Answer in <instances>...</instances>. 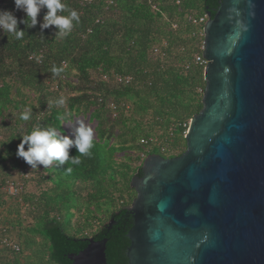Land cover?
Here are the masks:
<instances>
[{
  "label": "trees",
  "instance_id": "trees-1",
  "mask_svg": "<svg viewBox=\"0 0 264 264\" xmlns=\"http://www.w3.org/2000/svg\"><path fill=\"white\" fill-rule=\"evenodd\" d=\"M218 1L91 0L80 4L62 0L68 10L80 15V23L67 37H55V26L42 33L39 23L28 28L30 19L18 24L24 30L22 39L0 30V188L14 172L24 173L30 167L16 156V150L19 135L30 132L35 124L60 127L69 135L62 119L69 112L73 120L83 117L95 130L91 155L81 157L82 163L58 166L54 162L41 171V181L48 188L40 194L43 204L36 208L38 224L27 229L40 237V248L32 256L24 255L37 242L33 244L31 235L20 234L18 252L0 243V264H71L68 255L84 249L87 238L108 240L106 264H128L126 234L133 218L125 207L135 197L130 181L141 175V166L132 168V159L124 156L118 162L116 156L134 151L143 161L142 155L174 157L185 151L184 136L190 120L202 109L205 87L204 67L192 62L203 40L192 20L216 8ZM0 9L13 11L18 20L26 18L23 11L15 10L13 0H0ZM46 11H41L38 21ZM62 14L67 15V10ZM53 67L63 71L56 75ZM116 76L130 81L117 83ZM63 87L69 92L62 94ZM61 96L66 103L57 106L54 102ZM25 107L33 110L26 122L19 119ZM158 138L164 152L155 141L148 147L140 143ZM70 155H79L75 147ZM67 167H72L71 173L65 171ZM24 178L20 175L23 184ZM22 191L23 186L18 193ZM49 196L61 200L63 208L49 202ZM88 199L99 209L105 200L111 207L118 202L116 210L108 212L109 221L116 222L111 229L103 224L92 236L85 235L84 230L98 221L85 213L83 224L87 225L82 233L72 225L66 227L65 214L71 213L72 224L75 212L83 213ZM3 203L0 196V210ZM0 228L6 230L0 238H10L1 222ZM2 251L10 252L12 259H4Z\"/></svg>",
  "mask_w": 264,
  "mask_h": 264
},
{
  "label": "water",
  "instance_id": "water-1",
  "mask_svg": "<svg viewBox=\"0 0 264 264\" xmlns=\"http://www.w3.org/2000/svg\"><path fill=\"white\" fill-rule=\"evenodd\" d=\"M206 10L202 109L185 151L130 181L128 264H264V0ZM85 241L71 264H106L108 240Z\"/></svg>",
  "mask_w": 264,
  "mask_h": 264
},
{
  "label": "clouds",
  "instance_id": "clouds-1",
  "mask_svg": "<svg viewBox=\"0 0 264 264\" xmlns=\"http://www.w3.org/2000/svg\"><path fill=\"white\" fill-rule=\"evenodd\" d=\"M13 3L15 10L23 11L26 18L18 20L13 11L0 9V30L14 34L18 40L24 36V30H21L18 24H25V21L29 19L28 28H33L39 23L42 33L44 29L55 26V37L61 38L67 37L72 32L74 25L80 23L79 13L76 10H68L67 5L62 0H13ZM44 9L47 10L46 14L42 21H38V15ZM66 10L68 14H62ZM37 60L39 61V57ZM52 71L59 75L63 68L53 67ZM52 103L50 101L49 106ZM54 103L57 106H63L66 99L61 96ZM32 111L31 107H25L19 119L25 122L29 121L32 118ZM62 119L72 129L71 136L65 135L60 127L37 123L30 132L19 135L21 142L17 145L16 156L22 158L31 169H38L40 165L47 169L54 162L58 166L82 163L81 157L91 155V149L94 147L95 130L85 120H73L69 112H65ZM25 146H27V150ZM73 147L79 155H70V150ZM72 170V167L65 168L67 173H71Z\"/></svg>",
  "mask_w": 264,
  "mask_h": 264
},
{
  "label": "rangeland",
  "instance_id": "rangeland-1",
  "mask_svg": "<svg viewBox=\"0 0 264 264\" xmlns=\"http://www.w3.org/2000/svg\"><path fill=\"white\" fill-rule=\"evenodd\" d=\"M74 80V79H73ZM57 88L56 86L54 87ZM62 94H65L69 92V89L66 87H63L61 89ZM113 116V115H112ZM77 119L85 120L83 117H79ZM88 122V121H87ZM66 128L68 130L69 135H71L72 129L69 127V125H66ZM157 142H160V139L158 138ZM156 145V144H155ZM148 147V146H146ZM158 147V146H156ZM129 157L131 167L132 168H139L143 161L137 159V153L134 151H127L124 153H119L116 156L117 161L119 162L122 158ZM142 157V156H141ZM144 159V158H143ZM125 160V159H124ZM126 161H128V158H126ZM43 167L40 165L38 169H31V167L26 168L27 172L20 173V172H14L12 174V179L7 180L3 186L0 188V196L2 200L4 201L1 210H0V222L4 224V226L7 228L8 236L15 242H17L18 236L20 234L24 235H31L32 245L30 250H27L24 255H33V250L37 247L40 248L41 240L39 236H35L31 234L29 229L30 227L36 226L38 222L35 220V217H37L40 212L36 210L37 205L41 206L43 204V199L40 197V194L42 191L46 190V187L48 188V185L41 181L43 176ZM42 171V172H41ZM20 175H23L25 178L24 184L22 183V180L20 179ZM11 182H20L23 186V191L16 194H10V190L8 189V183ZM50 196L48 197V201L52 202L54 205H56L58 208H63L64 204L61 202V200H53ZM73 202V206H76L77 197L74 193L71 194L70 198ZM85 208H82L85 211L81 213V211L75 212V217L72 219V224L69 225V219L71 220V213L66 215L63 219V223L66 224V227L70 229L71 225L73 228H78L81 233L82 229L86 228L87 224H83L84 221V213L85 217L93 219H98L96 223L93 224L92 228H86L84 230L85 235L92 236V232L94 233L98 228H100L103 224H107L109 222V213L110 211H115L118 207V202L114 204L113 207L109 206V201L105 200L101 203V208L95 206L93 203L89 202V199L85 201ZM91 205L95 206V209L91 207ZM130 206V204H129ZM35 208V209H33ZM40 208V207H39ZM77 209V208H76ZM95 211V212H92ZM69 216V219H68ZM79 222H82V224H79ZM36 240V242H35ZM38 240V241H37ZM1 256L6 260H11L13 255L10 252L2 251ZM47 264V263H45Z\"/></svg>",
  "mask_w": 264,
  "mask_h": 264
},
{
  "label": "built area",
  "instance_id": "built-area-1",
  "mask_svg": "<svg viewBox=\"0 0 264 264\" xmlns=\"http://www.w3.org/2000/svg\"><path fill=\"white\" fill-rule=\"evenodd\" d=\"M90 1L91 0H79V3L80 4H85V3H89ZM206 21H207L206 13H204L203 15L199 16L198 18H194L192 20V23L200 28V32H201L202 37H203V26H204ZM175 27L176 26L173 25V28H175ZM203 49H204V44H203V40H202L201 44L199 46V52L194 55L192 62L194 64H197L199 66H203L204 67L206 65L207 61L202 56ZM154 51L157 52V49L154 50ZM115 80H116L117 83H128L130 81V78L129 77L123 78L121 76H116ZM108 105L112 109L115 108V105L113 103H111V102ZM152 141L153 142L155 141V144L161 149L162 152L165 151V147L162 146V144L160 142H157V140L142 139L140 141V143L143 146H148V144L150 142H152ZM142 158H145V156L142 155ZM7 185H8V189L11 191L10 194H16L22 188V184L20 182H16V183L15 182H11V183H8ZM3 232H6V230H3L2 228H0V234L3 233ZM0 240H1L0 241L1 245L7 247L8 249H11L14 252H18L19 251L20 247L17 244V242H15L12 239L8 238L6 235H4L2 238H0Z\"/></svg>",
  "mask_w": 264,
  "mask_h": 264
}]
</instances>
